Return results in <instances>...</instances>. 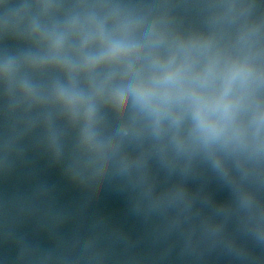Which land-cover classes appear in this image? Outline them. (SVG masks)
<instances>
[{
	"label": "water",
	"instance_id": "95a60500",
	"mask_svg": "<svg viewBox=\"0 0 264 264\" xmlns=\"http://www.w3.org/2000/svg\"><path fill=\"white\" fill-rule=\"evenodd\" d=\"M0 264H264V0H0Z\"/></svg>",
	"mask_w": 264,
	"mask_h": 264
}]
</instances>
